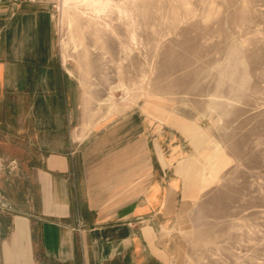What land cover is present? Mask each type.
I'll use <instances>...</instances> for the list:
<instances>
[{
  "label": "crops",
  "instance_id": "crops-1",
  "mask_svg": "<svg viewBox=\"0 0 264 264\" xmlns=\"http://www.w3.org/2000/svg\"><path fill=\"white\" fill-rule=\"evenodd\" d=\"M78 90L49 2L0 0V264H181L194 135L137 111L85 129Z\"/></svg>",
  "mask_w": 264,
  "mask_h": 264
},
{
  "label": "rangeland",
  "instance_id": "rangeland-1",
  "mask_svg": "<svg viewBox=\"0 0 264 264\" xmlns=\"http://www.w3.org/2000/svg\"><path fill=\"white\" fill-rule=\"evenodd\" d=\"M48 2L83 128L137 111L194 135L181 264H264V0Z\"/></svg>",
  "mask_w": 264,
  "mask_h": 264
},
{
  "label": "built area",
  "instance_id": "built-area-1",
  "mask_svg": "<svg viewBox=\"0 0 264 264\" xmlns=\"http://www.w3.org/2000/svg\"><path fill=\"white\" fill-rule=\"evenodd\" d=\"M29 3H33V4H36V3H45V2H48V0H25Z\"/></svg>",
  "mask_w": 264,
  "mask_h": 264
}]
</instances>
